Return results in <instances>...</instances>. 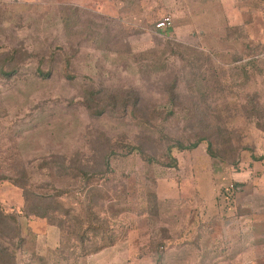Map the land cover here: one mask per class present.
Masks as SVG:
<instances>
[{
	"label": "rangeland",
	"instance_id": "1",
	"mask_svg": "<svg viewBox=\"0 0 264 264\" xmlns=\"http://www.w3.org/2000/svg\"><path fill=\"white\" fill-rule=\"evenodd\" d=\"M248 36L264 42V0H0V69L18 70L0 78V261L264 264V230L251 231L264 225V54L247 56ZM93 91L103 113L87 106ZM164 129L208 134L217 157L202 144L165 166ZM110 154L112 182L95 184L130 194L120 217L115 199L100 202L118 241L63 260L59 229L31 214L27 191L44 206L87 202L77 170L93 174ZM47 161L72 169L48 177Z\"/></svg>",
	"mask_w": 264,
	"mask_h": 264
},
{
	"label": "trees",
	"instance_id": "2",
	"mask_svg": "<svg viewBox=\"0 0 264 264\" xmlns=\"http://www.w3.org/2000/svg\"><path fill=\"white\" fill-rule=\"evenodd\" d=\"M243 28V27H242ZM241 29V28H240ZM236 31L237 29H233ZM244 30V28H243ZM248 39L250 40L248 44H246V51L247 56L249 58H256L264 54V42H259L254 39H252L250 36H248ZM17 69L12 68H5L2 67L0 69V78L5 80H10L13 78V76L17 73ZM36 75L38 77L48 78L50 75L49 72H45L41 68L36 69ZM100 94L97 91H93L89 95V99L87 100V106L89 109L94 113H103L105 110H95L94 104L95 101L99 102ZM106 100V99H105ZM175 114H171V116H174ZM161 139L164 141V145H166V157L168 158V162L165 166L167 167H174L176 162L175 158L172 156V150L176 149L179 152H185V151H193L197 149L200 145L206 144L207 150L209 152V155L212 157H217L215 155L216 146L211 140V138L208 136V134L202 132V133H195L194 135H191L189 139L183 140L178 139L175 136H173L171 133H169L166 129L162 132ZM125 151L126 155H130L133 153H138L141 155L142 159L147 165H153L155 163H159V161L146 154V152L141 149L140 147L134 146L132 144H126L125 145ZM113 153L116 154L115 150H112ZM113 154H110L104 158V162L102 164V167L100 170L94 171L93 174L90 172H83L84 170H77L78 176H75L76 180L83 181L88 183V188L86 189L89 201L86 202L85 200H82V197H76L77 206L73 205L68 202H60L58 206H55L54 203L45 204L43 205L44 200H47V198L43 197L40 194H34L33 192L27 191V198L33 199V202L36 203L33 205V212H31L32 215L40 217L41 219H45L48 221L50 225L53 227H56L59 229L60 232V245L59 250L61 251V257L63 260H67L71 257H88L93 254H97L106 247L114 246L118 239H116V230L114 228L113 223L111 224V217L112 216V210H108V208L103 207L100 202L106 203V200L112 201L113 206L120 207L121 205V211L118 210V214H116L118 217H120L123 214H127L130 211L124 205L129 198L130 194L126 191V189H123V193L116 197L110 198V196L105 193L101 192L100 194L97 193L98 189L95 184V182L99 179L105 178V180H108L107 183L112 182V178H109V176H106L107 173L114 174V171L112 170L111 165V158L110 157ZM56 161H47L43 162L39 165V170L41 172H47L48 174L46 176L48 177H54L53 170L56 167H63L67 170H71L72 168L68 167L65 164L61 163H55ZM44 175V174H43ZM96 175H100L99 178L96 177ZM115 175V174H114ZM105 176V177H104ZM27 177V176H26ZM93 178V179H92ZM109 178V179H108ZM6 178L0 177V182L5 180ZM7 180V179H6ZM19 187H23L21 184H19V181H15ZM23 183V182H21ZM106 186V185H105ZM107 187V186H106ZM121 191V192H122ZM59 192V191H58ZM85 192V191H84ZM61 193V191L59 192ZM99 198L98 201L96 198ZM100 200V201H99ZM122 200L121 203H119ZM112 209V208H111ZM56 211H58L56 213ZM114 216V214H113ZM117 222V220L115 221ZM113 225V226H112ZM164 246V245H163ZM165 247V246H164ZM2 252V249H0V253ZM0 264H3L0 261Z\"/></svg>",
	"mask_w": 264,
	"mask_h": 264
},
{
	"label": "crops",
	"instance_id": "3",
	"mask_svg": "<svg viewBox=\"0 0 264 264\" xmlns=\"http://www.w3.org/2000/svg\"><path fill=\"white\" fill-rule=\"evenodd\" d=\"M258 200H259V202H260V204L258 205V208H257V212L258 213H262L264 210H261L262 208H264L263 206H264V199H261V198H258ZM253 202V200H250L249 202H247L248 204V207H253L254 206V203H252ZM260 207V208H259ZM262 211V212H261ZM243 218H246V217H244L243 216ZM242 218V219H243ZM258 223L260 224V223H262L260 220L258 221ZM259 224H257V225H254L253 226V229L251 230V231H255V230H260V231H262V230H264V225L263 226H260ZM263 224V223H262ZM255 229V230H254ZM263 232V231H262Z\"/></svg>",
	"mask_w": 264,
	"mask_h": 264
},
{
	"label": "built area",
	"instance_id": "4",
	"mask_svg": "<svg viewBox=\"0 0 264 264\" xmlns=\"http://www.w3.org/2000/svg\"><path fill=\"white\" fill-rule=\"evenodd\" d=\"M172 18L165 17L159 23H157L156 27L158 30H166L172 26Z\"/></svg>",
	"mask_w": 264,
	"mask_h": 264
}]
</instances>
